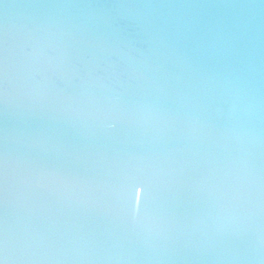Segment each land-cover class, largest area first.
I'll list each match as a JSON object with an SVG mask.
<instances>
[{"label": "water", "instance_id": "obj_1", "mask_svg": "<svg viewBox=\"0 0 264 264\" xmlns=\"http://www.w3.org/2000/svg\"><path fill=\"white\" fill-rule=\"evenodd\" d=\"M0 264H264V0H0Z\"/></svg>", "mask_w": 264, "mask_h": 264}, {"label": "snow or ice", "instance_id": "obj_2", "mask_svg": "<svg viewBox=\"0 0 264 264\" xmlns=\"http://www.w3.org/2000/svg\"><path fill=\"white\" fill-rule=\"evenodd\" d=\"M133 201L139 206L141 203L140 199L137 198V194L144 191L145 185L141 179L135 174H128L125 176Z\"/></svg>", "mask_w": 264, "mask_h": 264}]
</instances>
